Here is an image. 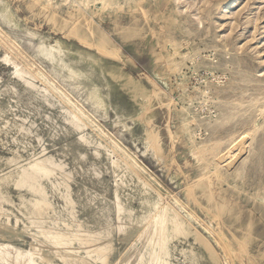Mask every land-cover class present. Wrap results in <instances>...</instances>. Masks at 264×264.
<instances>
[{"label": "bare ground", "instance_id": "obj_1", "mask_svg": "<svg viewBox=\"0 0 264 264\" xmlns=\"http://www.w3.org/2000/svg\"><path fill=\"white\" fill-rule=\"evenodd\" d=\"M18 1L24 5L28 20H39L41 25L45 23L67 40L91 50L98 58L99 77L119 82L136 102L144 97L146 103L137 119L144 124V140L156 155L163 153V140L151 112L154 106L165 109L172 150L178 145L187 147L189 142L198 157L200 175L191 181L185 178L184 199L175 194L126 145L118 142L116 134L100 125L99 116H105L110 105L107 100L104 104L97 99L100 90L89 91L85 100L78 98L75 91L82 84L68 86L56 71L48 70L46 63H38L0 25V46L8 52L6 64L13 67L16 79L13 86H4V90L0 86V98L8 95L11 101L25 94L38 111H57L55 117L45 115L53 124L52 134L78 137L73 142L75 147H68L73 156L71 166L47 152L44 138L34 129L35 123L28 124V118L18 115L7 117L0 102V144L5 141L2 135L9 133L14 135L12 143L17 144L15 148L1 144L8 155H0V264H264V203L257 204L249 192L264 190V185L251 183L247 174L235 167L257 134L258 125L241 134L232 131L214 139L212 144L198 143L194 124L215 135L225 122L236 117L231 113L233 109L229 108L228 113L221 111L214 120L199 121L188 110L176 112L174 87L169 86L168 79L164 80L167 92L144 74L151 86L147 91L142 83L123 73V68L134 62L125 59L120 41L138 42L140 46L151 36L152 42L162 49L170 42L175 57L181 56L184 62L175 34L181 12L162 13L149 0H126L131 17L124 22L126 10L119 0ZM98 4L102 12L114 16L113 32L96 21L102 16L91 10V5ZM64 6L73 10L65 11ZM21 9L19 5L18 10ZM152 55L155 64L166 62L164 74L169 72L167 69L180 72L174 56L155 51ZM106 60L110 64L102 67L100 62ZM215 80L216 85L221 84L220 78ZM216 85L213 89H197L203 109L210 115V103H231L229 90ZM262 90L260 94L264 95ZM188 100L192 101L191 97ZM173 111L180 122L176 133L169 125ZM260 112L264 113V107ZM34 138L37 143L31 141ZM79 148L86 151L82 153ZM104 155L108 161L106 171L100 167ZM80 161L85 165H80ZM105 173L115 180L112 199L107 198L110 187ZM78 176L86 182L75 191L73 184H78ZM11 188L18 192V202L13 199ZM136 197L139 208L135 207ZM84 213L86 217L82 218ZM21 243L28 248L19 246Z\"/></svg>", "mask_w": 264, "mask_h": 264}, {"label": "rangeland", "instance_id": "obj_2", "mask_svg": "<svg viewBox=\"0 0 264 264\" xmlns=\"http://www.w3.org/2000/svg\"><path fill=\"white\" fill-rule=\"evenodd\" d=\"M149 1L155 9H159L162 13L174 10L181 12L178 18L180 26L175 34L178 43L181 44L179 51L181 55H184V62H181V56L175 57L176 52L170 42H166L162 49L152 42L151 36H148L140 46L137 45L138 42L124 43L120 41L125 59H131L134 62L129 63V67L123 68V73L129 78H133L136 83H142L147 91L151 90V86L143 76L144 74L151 77L167 92L169 88L166 86L167 84H164V80L168 79L169 86L174 87L176 112L183 113L188 110L199 121L204 118L214 120L221 111L228 113L229 108L233 109L231 113L236 114V117L225 122L215 135L206 132L205 128L198 129L194 124L192 129L198 134V143L211 141L208 143L212 144L214 139L226 136L232 131L241 134L250 130L254 124L258 125L257 134L244 150V155L241 156L235 167L245 172L251 183L264 185V113L260 112L264 107V95L260 94L262 88V92H264V0ZM119 3L126 10L124 22H129L131 16L130 10L125 5L126 0H119ZM19 5L22 7L21 10H18ZM24 8V5L18 0H0V25L27 52L34 56L38 63H46L45 67L48 70L56 71L68 86L72 87L76 82L82 84L75 91L78 98L85 100L89 91L100 90L97 99H100L104 104L105 100L110 102V105L106 107L105 116H99L100 125L116 134L118 142L126 145L167 188L184 199L182 190L185 178L190 181L197 178L200 175V164L195 152L191 150L192 145L189 142L187 147L178 145L176 149L172 150L167 133L166 110L154 106L151 112V115L156 117V127L161 132L163 140V153L156 155L154 149L148 147L147 141L144 140L146 138L144 124L137 119L146 103L144 97L140 96L136 102L124 92L119 82H113L108 77H99L97 70L100 67H96L98 58L91 50H85L77 42L67 40L62 33L55 32L47 24L42 23L41 25L39 20H28L29 15ZM67 8L69 11L73 10L71 7L64 6L65 11L68 10ZM101 8L100 4L91 5V10L99 12V15L102 16H100L101 19L96 17V21L101 22L103 28L109 30L108 32H113L111 22L114 16L111 15V12H102ZM89 12L90 10H88ZM154 51L156 54L162 52L174 56L178 62L176 70H180V72L173 73L170 72L171 69H167L169 70L168 75L164 74L166 62L159 61L156 66L154 55H152ZM8 56V52L0 46V86L2 90L7 85L13 86L16 82L13 67L6 64ZM108 64H110V60L100 62L102 67L108 66ZM81 75H86V77H76ZM216 78H220V85H216ZM215 85L221 89L229 90L231 103L227 101L226 103L220 101L210 103L208 106L213 113L210 115L206 110L204 111L197 89H204L207 86L213 89ZM26 97L27 95L24 94L20 99L9 101L8 95L2 96L0 102L6 108V116L13 118L14 115H18L28 118V124L35 123L34 129H36L35 131L38 129V133L44 138L47 152L50 155L54 154L53 156L58 160L63 158V161L72 166L73 156L68 151V147H75L76 143L73 142H76L78 137L63 133L56 136L52 134L50 130L53 124L46 119L45 115L50 114L51 117H55L57 111L48 108L38 111V107L35 105L33 107ZM189 97L192 101L188 100ZM241 103L242 105H240ZM176 112H172V121H169L170 128L174 133L177 132L180 125L175 116ZM13 136L12 133H9L8 136L2 135V139L5 141L1 144H6L8 148H15L17 144L12 143ZM31 141L37 143L35 138ZM1 144L0 155L7 156L8 152L2 148ZM245 146L246 144L241 148L244 149ZM79 150L82 153L86 151L84 148H79ZM22 154L27 155L26 152ZM90 158L92 157L90 156ZM107 163L106 155L102 156L100 167L104 169ZM80 165H85V163L80 161ZM104 170L106 171V169ZM104 178L110 187L107 198L112 199L111 192L115 180L110 173H105ZM77 181L78 184H73L75 191H78L86 182L80 176ZM87 185L92 187L89 183ZM126 191L130 192V189L127 188ZM10 192L13 199L18 202V192L14 188H11ZM249 192L256 197L257 204L264 203L263 189L261 191L250 189ZM248 206L253 208L250 204ZM135 207L139 208L138 197H136ZM13 210L16 212L15 209ZM256 215L259 216V212ZM81 217L85 218L86 213ZM25 239L31 241L28 237ZM19 246L28 248L24 243ZM178 257L181 258L179 254Z\"/></svg>", "mask_w": 264, "mask_h": 264}]
</instances>
